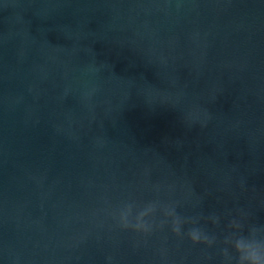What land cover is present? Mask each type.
Instances as JSON below:
<instances>
[{
	"label": "water",
	"instance_id": "water-1",
	"mask_svg": "<svg viewBox=\"0 0 264 264\" xmlns=\"http://www.w3.org/2000/svg\"><path fill=\"white\" fill-rule=\"evenodd\" d=\"M254 229L264 0H0V264H238Z\"/></svg>",
	"mask_w": 264,
	"mask_h": 264
},
{
	"label": "clouds",
	"instance_id": "clouds-1",
	"mask_svg": "<svg viewBox=\"0 0 264 264\" xmlns=\"http://www.w3.org/2000/svg\"><path fill=\"white\" fill-rule=\"evenodd\" d=\"M155 211V205L148 206L145 210L141 211L136 217L135 225H132L136 229L148 230V225L145 223L144 218L149 214ZM166 215L174 217V228L173 230L179 235L181 232L180 224L181 219L177 216L174 208H168L165 210ZM132 212V206L128 205L125 211L121 212V219L125 227L130 226L128 217ZM239 227V225H236ZM256 230H253V238L245 239L243 237L238 238L235 241V248L240 253L238 264H264V241L257 240L255 238ZM191 239L194 242H204L211 245L214 242V239H210L207 235H202L198 229H193L189 232ZM228 242L227 240L225 241ZM225 257H228L227 249L224 250Z\"/></svg>",
	"mask_w": 264,
	"mask_h": 264
}]
</instances>
